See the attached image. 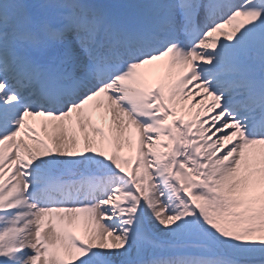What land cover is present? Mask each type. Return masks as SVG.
<instances>
[{
	"label": "snow or ice",
	"instance_id": "1",
	"mask_svg": "<svg viewBox=\"0 0 264 264\" xmlns=\"http://www.w3.org/2000/svg\"><path fill=\"white\" fill-rule=\"evenodd\" d=\"M0 264H264V0H0Z\"/></svg>",
	"mask_w": 264,
	"mask_h": 264
}]
</instances>
